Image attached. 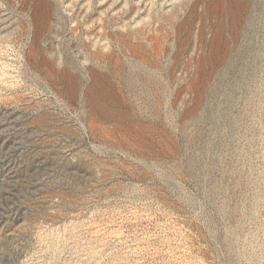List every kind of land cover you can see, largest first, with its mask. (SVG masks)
<instances>
[{
    "label": "rangeland",
    "instance_id": "1",
    "mask_svg": "<svg viewBox=\"0 0 264 264\" xmlns=\"http://www.w3.org/2000/svg\"><path fill=\"white\" fill-rule=\"evenodd\" d=\"M0 264H264V0H0Z\"/></svg>",
    "mask_w": 264,
    "mask_h": 264
}]
</instances>
